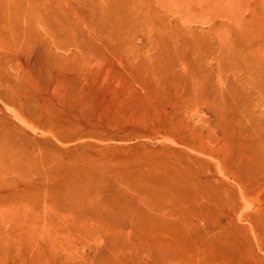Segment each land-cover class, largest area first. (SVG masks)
Here are the masks:
<instances>
[{
    "label": "rangeland",
    "instance_id": "374dc122",
    "mask_svg": "<svg viewBox=\"0 0 264 264\" xmlns=\"http://www.w3.org/2000/svg\"><path fill=\"white\" fill-rule=\"evenodd\" d=\"M0 264H264V0H0Z\"/></svg>",
    "mask_w": 264,
    "mask_h": 264
}]
</instances>
